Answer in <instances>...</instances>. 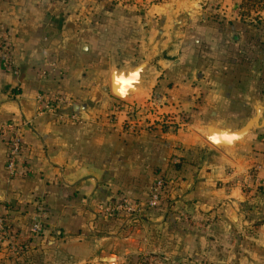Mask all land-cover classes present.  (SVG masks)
Masks as SVG:
<instances>
[{"label":"crops","instance_id":"obj_1","mask_svg":"<svg viewBox=\"0 0 264 264\" xmlns=\"http://www.w3.org/2000/svg\"><path fill=\"white\" fill-rule=\"evenodd\" d=\"M182 9L151 0H0V36L16 66H0V127H18L29 167L10 178L0 136V214L21 243L37 206L46 211L28 251L15 255L0 243V264H264V128L226 152L203 137L206 126L243 121L264 102L262 56L244 61L246 35ZM136 70L133 90L116 98L113 78ZM40 96L67 104L40 113ZM153 99L164 123L148 132L149 119L137 117L136 132L127 131L114 109L145 112ZM175 156L196 165L167 183L168 204L146 208ZM124 199L142 211L102 214Z\"/></svg>","mask_w":264,"mask_h":264},{"label":"built area","instance_id":"obj_2","mask_svg":"<svg viewBox=\"0 0 264 264\" xmlns=\"http://www.w3.org/2000/svg\"><path fill=\"white\" fill-rule=\"evenodd\" d=\"M0 66L6 71L16 73V66L12 60V45L7 37V35L0 36ZM39 112L40 113H54L61 106L67 104L65 100L60 98H48L40 96L39 98ZM115 113L125 114L127 122L125 126L127 131L130 133H135L138 125L139 118H148L149 120L145 121L144 129L150 132L153 128L158 126L161 123H164L162 118L165 115L161 112L158 107V104L153 99L149 103V110L141 112L138 108L131 106L123 110L120 106L114 109ZM139 117V118H137ZM0 136L2 140H5L7 144V157H6V170L10 178L19 177L20 175L29 173V167L23 161V156L25 152V146L23 139L18 127L14 124H5L0 127ZM163 176H160L159 179L155 182L154 188L145 203L146 208L156 209L158 202L161 199V192L164 188ZM143 204L138 202H132L129 200H120L115 204H108L105 207L101 208L102 214L107 217H114L119 215H134L142 211ZM36 216L34 218V224L31 227L30 233L26 238H24L21 243H17L12 239V234L4 227L3 218L0 214V243L3 241L10 242L11 251L15 255H22L29 250L31 244L40 237L44 230V220L46 218V211L42 205L37 206L35 210ZM151 264H158V261L155 259L151 260Z\"/></svg>","mask_w":264,"mask_h":264},{"label":"trees","instance_id":"obj_3","mask_svg":"<svg viewBox=\"0 0 264 264\" xmlns=\"http://www.w3.org/2000/svg\"><path fill=\"white\" fill-rule=\"evenodd\" d=\"M160 1L161 0H155V3H160ZM210 13V16L207 15L206 18L213 21L219 29L227 27L230 28V31L233 33H242L243 35H246L243 47L247 49V55L244 61L250 62L253 60L256 53L262 56V62L260 65H258L261 72V78L258 87L260 91L264 93V39L258 37V35L250 36V34H248V32L253 28L264 29V19H262L260 16H257L253 20L250 19V15L252 13L264 15V0H240V3L237 5V19L233 21L228 20L223 14V11L221 12V10H219V7L211 10ZM235 39L238 41L237 37H235ZM174 159H176V162L171 163L169 170H167L163 175L165 184L161 192V199L158 202L156 208L162 207L163 202L167 204L170 202L169 195L171 193V188L167 185V183L177 181L181 178L184 179L185 174L196 165V159L187 161L176 156ZM167 196L168 198L166 200L165 197Z\"/></svg>","mask_w":264,"mask_h":264},{"label":"water","instance_id":"obj_4","mask_svg":"<svg viewBox=\"0 0 264 264\" xmlns=\"http://www.w3.org/2000/svg\"><path fill=\"white\" fill-rule=\"evenodd\" d=\"M139 79V70L129 77H114L112 80L113 95L123 100L127 93L133 90ZM253 114L243 121L230 122L225 125L210 124L204 128L205 140L215 149L222 152L233 150L234 147L246 140V138L257 130L264 128V102L254 107Z\"/></svg>","mask_w":264,"mask_h":264},{"label":"rangeland","instance_id":"obj_5","mask_svg":"<svg viewBox=\"0 0 264 264\" xmlns=\"http://www.w3.org/2000/svg\"><path fill=\"white\" fill-rule=\"evenodd\" d=\"M129 3H135V0H127ZM152 3H155V0H151ZM169 2L170 4L174 5V7L183 9H190L193 12L204 13L210 16L211 10H214L219 7L221 12L228 20H235L237 19V5L240 3V0H161L160 3ZM159 4V3H155ZM182 9V11H183ZM257 16H260L264 19V15L252 13L250 15V19H255ZM239 21V20H238ZM249 22V21H247ZM263 27V26H262ZM250 30V29H249ZM248 34L250 36L258 35V37L264 39V29H251Z\"/></svg>","mask_w":264,"mask_h":264}]
</instances>
